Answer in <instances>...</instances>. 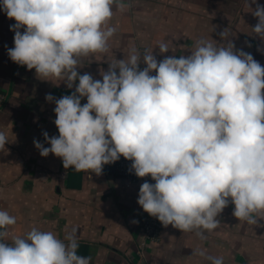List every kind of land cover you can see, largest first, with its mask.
Returning <instances> with one entry per match:
<instances>
[{
  "label": "clouds",
  "instance_id": "obj_1",
  "mask_svg": "<svg viewBox=\"0 0 264 264\" xmlns=\"http://www.w3.org/2000/svg\"><path fill=\"white\" fill-rule=\"evenodd\" d=\"M251 4L258 21L252 30L264 40V5ZM114 7L123 12L124 0H0L16 22L9 58L42 80L75 84L71 95H46L56 105L59 135L44 132L50 147L34 146L77 172L100 175L121 156L131 161L138 178L155 181L142 183L137 203L164 227L205 240L230 203L239 221L264 227V66L237 49L226 28L218 33L223 43L199 39L178 58L158 61L153 50L132 48L126 59L108 62L102 79L79 74L82 57L109 51ZM158 49L169 52L168 43ZM6 143L0 132V150ZM16 222L0 210V264H91L78 254L76 227L64 239L32 227L8 243L6 229ZM195 254L223 264L203 249Z\"/></svg>",
  "mask_w": 264,
  "mask_h": 264
},
{
  "label": "crops",
  "instance_id": "obj_2",
  "mask_svg": "<svg viewBox=\"0 0 264 264\" xmlns=\"http://www.w3.org/2000/svg\"><path fill=\"white\" fill-rule=\"evenodd\" d=\"M258 3V1L256 0ZM123 12L113 9L110 26L117 28L109 40L107 53L82 57L79 74L91 73L102 79L108 62L127 58L130 49L143 55L153 50L157 60L164 56L187 55L199 39L223 43L218 33L228 29L237 49L252 54L264 66V40L254 34L257 18L249 0H124ZM233 7L232 10H227ZM229 14V16H227ZM228 17L234 18L228 23ZM0 10V94L6 101L0 109V132L8 139L0 150V210L16 217L8 226L7 242L24 237L32 227L52 231L64 239L73 227L78 229V254L90 256L91 264H210L195 254L203 249L208 255L223 257V264H264V227L249 225L232 215L231 203L217 217L220 224L205 240L194 232L164 227L161 240L147 245L145 258L139 253L144 242L140 221L146 213L137 203L139 188L128 184L116 172L65 169L62 159L41 156L34 140L44 147V132L58 136L54 124L55 103L71 95L63 81L42 80L35 70L14 63L7 49L14 47L15 24ZM23 32V29H21ZM216 40V41H214ZM167 42L169 52L160 55L158 45ZM145 67L141 63L140 68ZM155 74V73H153ZM78 84V81L75 82ZM86 103V98L81 104ZM136 221V223H133ZM264 225V220L259 222Z\"/></svg>",
  "mask_w": 264,
  "mask_h": 264
},
{
  "label": "built area",
  "instance_id": "obj_3",
  "mask_svg": "<svg viewBox=\"0 0 264 264\" xmlns=\"http://www.w3.org/2000/svg\"><path fill=\"white\" fill-rule=\"evenodd\" d=\"M5 100L6 96L4 94H0V109L3 106ZM131 163V161L126 160L121 156L118 161L104 165L103 169L111 166L114 167L116 174L125 178L128 184H137L139 189L142 183H144L145 181L155 183V181H153L150 176L138 178L135 175L134 171L131 170ZM140 225L144 232V242L140 245L139 253L142 258H145V247L149 244L157 243L161 240L164 226H162L161 222L158 219L151 217L147 213H145L141 218Z\"/></svg>",
  "mask_w": 264,
  "mask_h": 264
},
{
  "label": "rangeland",
  "instance_id": "obj_4",
  "mask_svg": "<svg viewBox=\"0 0 264 264\" xmlns=\"http://www.w3.org/2000/svg\"><path fill=\"white\" fill-rule=\"evenodd\" d=\"M232 1L241 2V1H245V0H232ZM257 1L259 4L264 5V0H257ZM232 9H233V7L227 8V10H232ZM227 16H229V14H227ZM228 21H229L228 23H232L234 21V18L228 17Z\"/></svg>",
  "mask_w": 264,
  "mask_h": 264
},
{
  "label": "water",
  "instance_id": "obj_5",
  "mask_svg": "<svg viewBox=\"0 0 264 264\" xmlns=\"http://www.w3.org/2000/svg\"><path fill=\"white\" fill-rule=\"evenodd\" d=\"M106 170L108 171V172H110V173H113V172H115V169H114V167H107L106 168Z\"/></svg>",
  "mask_w": 264,
  "mask_h": 264
},
{
  "label": "trees",
  "instance_id": "obj_6",
  "mask_svg": "<svg viewBox=\"0 0 264 264\" xmlns=\"http://www.w3.org/2000/svg\"><path fill=\"white\" fill-rule=\"evenodd\" d=\"M6 101V100H5ZM3 107V106H2Z\"/></svg>",
  "mask_w": 264,
  "mask_h": 264
}]
</instances>
